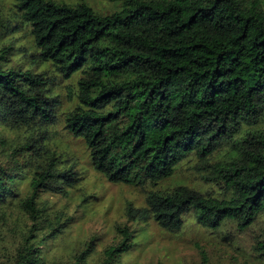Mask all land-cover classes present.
Instances as JSON below:
<instances>
[{
	"label": "trees",
	"instance_id": "16d2710c",
	"mask_svg": "<svg viewBox=\"0 0 264 264\" xmlns=\"http://www.w3.org/2000/svg\"><path fill=\"white\" fill-rule=\"evenodd\" d=\"M16 6L31 27L36 60L66 79L81 74L64 122L108 181L157 185L191 157L204 181L222 190L179 183L152 189L147 208L129 205L131 217H153L180 231L192 213L211 230L233 221L245 231L264 214V0H125L109 14L86 2L16 0ZM6 62H0V122L43 134L58 121L53 79ZM37 145L28 142L15 154L25 159L18 168L32 171L24 198L25 175L0 163V209L18 199L31 220L15 264H38L42 192L76 180L73 170L60 168L57 152ZM124 233L106 249L104 264L132 245L131 231ZM256 250L264 256V238Z\"/></svg>",
	"mask_w": 264,
	"mask_h": 264
},
{
	"label": "rangeland",
	"instance_id": "374dc122",
	"mask_svg": "<svg viewBox=\"0 0 264 264\" xmlns=\"http://www.w3.org/2000/svg\"><path fill=\"white\" fill-rule=\"evenodd\" d=\"M58 1L86 2L105 14L120 9L125 2ZM38 54L31 27L22 23L16 0H0V56H4L0 62L8 60L9 67L46 72L53 79L50 86L58 117L57 123L43 134L18 124L0 122V163L15 166V174L25 175L19 182L23 198L29 194L32 171L18 168L25 159L15 154L28 142H38L37 147H43L44 152H57L60 168L73 170L76 178L72 183L55 184L61 189L51 187L41 194L43 214L35 238V243L40 246L38 264H104L106 249L124 239L125 228L133 235L129 240L132 245L116 258L114 264H204L202 250L206 251L209 264H264V256L256 250L257 240L264 238V214L245 231L233 221H227L218 231L211 230L192 213L186 214L180 231L162 228L153 217H131L129 205L135 209L147 208V191L152 189L179 183L215 194L222 190L218 185L204 181L196 170L198 163L191 157L183 160L172 178L157 185L133 186L108 181L95 169L86 142L69 132L64 122L66 112L77 102L72 99V92L76 91L81 74L66 79L50 64L38 62ZM33 145L25 152H32ZM59 224L64 225L62 231L51 233ZM30 226L31 220L18 199L0 209V264H15L17 250Z\"/></svg>",
	"mask_w": 264,
	"mask_h": 264
}]
</instances>
